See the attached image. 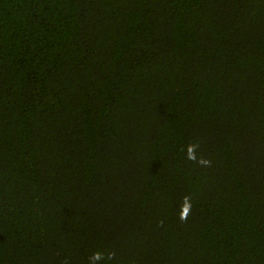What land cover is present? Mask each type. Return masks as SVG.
Segmentation results:
<instances>
[{
	"label": "trees",
	"instance_id": "1",
	"mask_svg": "<svg viewBox=\"0 0 264 264\" xmlns=\"http://www.w3.org/2000/svg\"><path fill=\"white\" fill-rule=\"evenodd\" d=\"M0 264H264V0H0Z\"/></svg>",
	"mask_w": 264,
	"mask_h": 264
}]
</instances>
